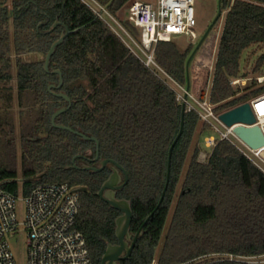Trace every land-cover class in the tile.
<instances>
[{"label":"trees","instance_id":"obj_1","mask_svg":"<svg viewBox=\"0 0 264 264\" xmlns=\"http://www.w3.org/2000/svg\"><path fill=\"white\" fill-rule=\"evenodd\" d=\"M98 1L117 17L130 0ZM222 8L227 14L211 101L219 105L218 110L227 111L264 92V85L255 79L264 73V53L252 68V81L242 89L231 84L242 76L244 52L264 46V0H222ZM57 21L61 25L50 32ZM123 24L141 40L131 22ZM65 26L72 33L57 48L50 70H61V90L70 97L71 107L57 123L96 136L98 160L95 142L52 123L55 111L68 103L48 90L51 83H59V76L46 72L44 63ZM194 49L191 44L181 51L173 40L161 41L156 45V62L186 87V63ZM29 54L44 60H24ZM12 71L18 100L22 103L32 95L38 117L22 132L20 170L1 157L0 185L15 195H28L40 184L82 188L76 229L85 236L94 264H102L108 245L118 243L116 221L122 214L98 196L113 165L98 173L67 168L83 154L85 158L75 162L78 166L98 167L102 160L111 159L126 169L129 180L117 198L131 201L134 237L162 197L169 149L181 126L182 103L166 80L81 0H0V82L11 81ZM7 97L13 99L12 94ZM6 127L15 128L8 116L0 114V130ZM199 127L200 140L189 159ZM208 134L209 127L201 126L199 115L186 112L163 202L144 226L131 256L119 264H150L161 244L162 264H252L225 256L264 255V172L228 141L220 142L208 160L200 162ZM210 256L218 258L194 263Z\"/></svg>","mask_w":264,"mask_h":264},{"label":"built area","instance_id":"obj_2","mask_svg":"<svg viewBox=\"0 0 264 264\" xmlns=\"http://www.w3.org/2000/svg\"><path fill=\"white\" fill-rule=\"evenodd\" d=\"M81 1L107 23L148 68L183 89L184 95L180 96L166 81L176 91L177 99L185 103L186 112L197 113L200 122L209 127V134L204 138L207 154L203 153L202 158L199 156L200 162H206L220 142L228 141L264 172V146L251 148L235 132L240 124L228 126L221 120V115L229 110L220 111L219 105L212 103V89L210 92L206 88L194 93L191 88L187 93L186 88L167 75L156 62L155 50L159 42L172 41L178 35L197 38L193 30L197 26L195 0H156L154 3L133 1L128 7V21L142 33L140 41L131 35L107 6L98 0ZM253 79L246 72L233 79L231 84L234 88L242 89ZM255 79L259 84H264V74ZM247 103L251 105L256 122L245 126H258L264 135V92L252 97ZM75 190L68 184H40L28 195H15L0 185V264H17L8 237L17 232L22 224L18 219V201L22 199L25 202L23 225L27 230L28 264H94L85 236L76 229L82 204L79 192ZM225 257L252 264L250 259L259 257L264 263V255ZM150 264L162 263L156 256Z\"/></svg>","mask_w":264,"mask_h":264},{"label":"rangeland","instance_id":"obj_3","mask_svg":"<svg viewBox=\"0 0 264 264\" xmlns=\"http://www.w3.org/2000/svg\"><path fill=\"white\" fill-rule=\"evenodd\" d=\"M133 1L154 3L156 0H130L127 5L118 13V19L124 23L128 20V7ZM219 1L220 0H195V13L197 26L193 28L197 38L191 39V37L186 35H178L173 37V41L179 47L181 51H185L186 48L193 44L195 47L207 32L209 27L214 22L216 16L219 12ZM233 1V0H232ZM227 10L222 8V15L217 23L212 28L207 39L203 43L200 50L197 52L196 56L191 62L190 72H191V88L194 93H198L201 89H206L210 92L213 83V72L216 63V57L218 53V48L220 44V39L223 31L224 20L226 17ZM140 33V39H142V33ZM261 48V49H259ZM253 47L244 52L241 59V75L249 72V77H252V68L256 60L264 53V46ZM26 61H38L44 60L43 56L36 54H29L24 57ZM13 79L11 81H1L0 82V114L2 116H8L14 125V131H11L9 127L5 128V131L0 130V159L3 156L6 160L15 163L16 167L20 170L21 163V147H22V132L23 130L30 126L33 121L38 117V109H34L33 96L29 95L24 98L23 102L20 103L17 97V79L16 72L12 71ZM264 74V73H263ZM165 80V77H164ZM171 86H173L180 96L184 95L183 89H180L172 82L166 80ZM264 85V84H263ZM186 88V87H185ZM8 94H12V100L9 101ZM201 126H203L201 122ZM200 128L198 129L197 135L194 140V144L189 155V159L193 152L196 144L199 143ZM213 133V132H212ZM12 144H11V143ZM14 145V146H13ZM204 148L201 151L202 154L207 152V148L202 143ZM207 154V153H206ZM188 164V163H187ZM18 219L22 224L19 230L12 233L8 237V241L11 246V250L14 254V258L17 264H28V245H27V230L23 222L25 221V202L24 200L18 201ZM162 244L158 250L156 256H158ZM218 256H210L202 260H198L194 263L200 261H210L212 259H217ZM254 264H264L261 263V258H251Z\"/></svg>","mask_w":264,"mask_h":264},{"label":"water","instance_id":"obj_4","mask_svg":"<svg viewBox=\"0 0 264 264\" xmlns=\"http://www.w3.org/2000/svg\"><path fill=\"white\" fill-rule=\"evenodd\" d=\"M222 15V0L219 1V12L216 16L214 22L209 27L207 32L204 34V36L201 38L191 55L189 56L187 63H186V71H187V85H186V92L189 93L191 90V72H190V65L194 57L196 56L197 52L202 47L203 43L207 39L209 33L211 32L214 25L217 23V21L220 19ZM61 25V22L57 21L52 29L53 31L57 26ZM72 33V31L65 26V32H63L59 39H57L51 46L49 52L45 56V63H44V69L46 72H51L52 74H57L59 76V83H51L48 87V90L50 93H52L55 97L64 99L68 106H63L59 109H57L52 117V123L53 126L72 132L80 137H82L83 140L88 141L91 140L96 143L97 145V157L96 160L99 159V147L100 143L96 136L89 134L86 135L83 131L74 130L71 127L66 126L63 123H57V118L68 111L71 107V99L65 93L63 90H61L64 79L63 74L61 70L56 69L51 71L50 65H51V59L54 56V54L57 51V48L61 46L67 36H69ZM187 98V94L185 95V99ZM185 114H186V105L185 103H182V118H181V126L178 135L176 136L174 142L172 143L170 149H169V157H168V166H167V178H166V184L162 193V197L159 201V204L157 208L151 213V215L146 219L144 224L141 226L137 234L132 238V235L130 233V226L133 220V210L131 201L127 199H119L117 198V192L121 190L128 182L129 175L126 171V169L119 164L118 162L106 159L102 160L100 162V166L95 167L91 166L85 163H82L81 166H78L75 164L76 160L78 158H85L83 154L77 155L73 160V165L69 166L67 169H82V170H91L95 173H98L102 171L108 164L113 165V173L110 176V178L103 184L101 190L98 192V196L103 199L106 203H108L110 206H112L114 209L120 211L122 214L118 217L116 221V237L118 239L117 244H109L107 247V250L103 256L102 264H119L120 261L128 259L134 248L135 245L139 239V237L143 233V228L146 225V223L150 220V218L154 215L156 210L159 208V206L162 204L163 199L166 195L169 183H170V176H171V165H172V154L173 150L179 141L180 137L183 134L184 126H185ZM221 120L227 124L228 126H232L235 124H240L235 129L236 134L245 142L247 143L251 148L253 149H259L264 146V135L262 133V130L260 127H250L245 125H253L256 122L255 115L252 111L250 103L242 104L236 108H233L224 114L221 115ZM75 191L81 192L83 191L82 188H78Z\"/></svg>","mask_w":264,"mask_h":264},{"label":"crops","instance_id":"obj_5","mask_svg":"<svg viewBox=\"0 0 264 264\" xmlns=\"http://www.w3.org/2000/svg\"><path fill=\"white\" fill-rule=\"evenodd\" d=\"M227 14V13H226ZM224 23H225V20H224Z\"/></svg>","mask_w":264,"mask_h":264},{"label":"flooded vegetation","instance_id":"obj_6","mask_svg":"<svg viewBox=\"0 0 264 264\" xmlns=\"http://www.w3.org/2000/svg\"><path fill=\"white\" fill-rule=\"evenodd\" d=\"M100 166V165H99ZM132 238H133V236H132Z\"/></svg>","mask_w":264,"mask_h":264}]
</instances>
